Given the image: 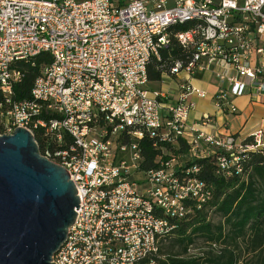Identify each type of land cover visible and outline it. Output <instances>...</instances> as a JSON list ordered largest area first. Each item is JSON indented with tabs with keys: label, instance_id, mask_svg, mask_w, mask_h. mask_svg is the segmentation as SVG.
Segmentation results:
<instances>
[{
	"label": "built area",
	"instance_id": "2783aa9c",
	"mask_svg": "<svg viewBox=\"0 0 264 264\" xmlns=\"http://www.w3.org/2000/svg\"><path fill=\"white\" fill-rule=\"evenodd\" d=\"M173 41L189 52L163 74L184 75L175 96L147 89L149 62ZM42 54L49 63L28 99L15 101L19 65ZM205 74L217 80L221 115H235L241 96L264 104V0H0V136L22 128L37 137L79 199L53 264H140L186 219L189 202L201 209L211 198L185 161L215 157L230 177L264 150L260 128L245 140L204 134L209 115L189 125L192 98L207 96L189 81ZM144 139L155 149L181 139L187 154L162 152L144 169Z\"/></svg>",
	"mask_w": 264,
	"mask_h": 264
},
{
	"label": "trees",
	"instance_id": "16d2710c",
	"mask_svg": "<svg viewBox=\"0 0 264 264\" xmlns=\"http://www.w3.org/2000/svg\"><path fill=\"white\" fill-rule=\"evenodd\" d=\"M189 52L181 49L174 41L160 52L159 61L152 59L147 67L149 83L161 82L163 74L169 72L175 60H187ZM47 55H40L32 63L20 64L21 82L14 89L13 99H28L34 79L49 63ZM2 97L0 95V103ZM39 144V139L35 137ZM152 141L144 139L141 151L143 168L154 166V160L162 152L166 156L187 154L188 147L181 139L174 145H159L155 149ZM41 151V149H40ZM198 167L197 178L211 187V198L202 205L189 202L191 210L186 219L179 222L170 237H166L157 252L145 258L140 264H264V150L249 153L241 163V172L230 177L218 173L215 157L184 162L183 169ZM215 214L220 222L213 224L209 215ZM200 237L206 243V250L194 255L189 251L195 239ZM168 242L169 247H163ZM178 246L180 251L166 254V249Z\"/></svg>",
	"mask_w": 264,
	"mask_h": 264
},
{
	"label": "water",
	"instance_id": "95a60500",
	"mask_svg": "<svg viewBox=\"0 0 264 264\" xmlns=\"http://www.w3.org/2000/svg\"><path fill=\"white\" fill-rule=\"evenodd\" d=\"M67 175L27 130L0 136V264H53L79 207Z\"/></svg>",
	"mask_w": 264,
	"mask_h": 264
},
{
	"label": "crops",
	"instance_id": "0c3cea01",
	"mask_svg": "<svg viewBox=\"0 0 264 264\" xmlns=\"http://www.w3.org/2000/svg\"><path fill=\"white\" fill-rule=\"evenodd\" d=\"M184 75H180L176 81H171L170 85L172 87H161L166 77H163L161 82L158 83H148L147 89L163 90L168 92L172 96L176 95L177 83L184 79ZM190 84L198 89L206 92L207 96L203 99L192 98L195 106L190 112L188 123L191 125L194 121H197L202 115H209L212 119V124L210 126L199 128L206 135H222L231 134L238 139H245L249 135L257 130L262 129L264 131V104L259 102H254L250 100L249 97L241 96L234 100V105L237 112L233 116H224L216 109L214 99L218 89V83L215 77L211 74L201 75L198 79H193L189 81ZM151 84H157L156 89L150 88ZM227 123V131L224 132L222 124Z\"/></svg>",
	"mask_w": 264,
	"mask_h": 264
},
{
	"label": "rangeland",
	"instance_id": "374dc122",
	"mask_svg": "<svg viewBox=\"0 0 264 264\" xmlns=\"http://www.w3.org/2000/svg\"><path fill=\"white\" fill-rule=\"evenodd\" d=\"M77 1H83V0H77ZM171 80L167 79L163 81V84L161 85V87H167L170 86L172 87V85H170ZM158 87L157 84H151L150 88L152 89H156ZM209 220L213 223V224H217L218 222H220V218L218 216H216L215 214H210L209 215ZM171 245V243L169 244L168 242L164 243L162 246L163 247H169ZM206 243L203 242V240L198 237L195 239L194 245L192 246V248L189 251V255H194L196 253H200V251L206 250ZM180 251V248L178 246H174L173 248H169V250L166 249V254H172V253H176Z\"/></svg>",
	"mask_w": 264,
	"mask_h": 264
}]
</instances>
